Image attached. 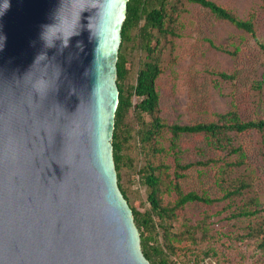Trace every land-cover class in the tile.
<instances>
[{
    "label": "water",
    "instance_id": "1",
    "mask_svg": "<svg viewBox=\"0 0 264 264\" xmlns=\"http://www.w3.org/2000/svg\"><path fill=\"white\" fill-rule=\"evenodd\" d=\"M128 0L0 17V264H151L113 153Z\"/></svg>",
    "mask_w": 264,
    "mask_h": 264
},
{
    "label": "rangeland",
    "instance_id": "2",
    "mask_svg": "<svg viewBox=\"0 0 264 264\" xmlns=\"http://www.w3.org/2000/svg\"><path fill=\"white\" fill-rule=\"evenodd\" d=\"M215 1L244 18L254 11L258 36L264 41V0ZM175 21L168 23L176 34H162L155 53L162 67L157 79L160 115L169 123L209 122L235 104L244 120L264 117V84L262 88L255 87L258 80L264 79V52L257 40L249 32L217 18L208 8L187 0L179 1V13ZM211 41L215 45H227L232 50L237 48L238 54L221 51ZM127 44L130 73L126 82L134 83L137 71L147 59V52L140 48L137 38ZM211 70L237 72V77L225 79ZM128 120L135 124L133 114ZM132 133L131 142L125 149L122 184L131 204L145 211L150 208L148 189L139 181L137 170L145 164L146 156L141 151L138 137ZM232 134L236 144H242L248 154L247 164L235 166L233 170L229 169L225 160L234 159V156L226 157L223 150L209 143L205 133H186L180 139L176 148L180 162L204 161L210 157L219 160L216 164H196L184 170L185 177L180 180L183 190L207 193L219 200L213 203L192 201L177 210L172 230L181 234L183 239L178 254L172 257L174 262L180 260L189 262L187 264H199L205 258H211L218 264H264V252L258 246L259 241L252 239L246 243L236 239V235L246 233L249 226L257 223L260 217L232 216L243 199L241 196L233 200L223 199L222 182H219L220 175H247L252 184L244 196H258L263 200L262 135L256 130ZM170 136L171 133L166 131L162 137L165 150L153 159L169 164L170 172L174 174L176 158L170 145ZM220 166L223 167L219 172ZM176 199V190L166 188L163 203L173 204ZM207 249H216L217 253L205 255Z\"/></svg>",
    "mask_w": 264,
    "mask_h": 264
},
{
    "label": "trees",
    "instance_id": "3",
    "mask_svg": "<svg viewBox=\"0 0 264 264\" xmlns=\"http://www.w3.org/2000/svg\"><path fill=\"white\" fill-rule=\"evenodd\" d=\"M180 0H128L126 18L122 25V42L119 48L117 61V83L120 91L119 105L115 116V128L113 134V153L118 174V186L129 201L134 215L135 224L140 232L141 246L144 255L151 264H175L173 256L178 254L181 248V234L173 232V220L177 216V210L186 203L199 201L213 203L219 200L207 193L200 194L196 191H184L180 180L185 177L184 170L196 164L210 165L218 163L216 157H210L204 161L180 162L178 150L180 139L186 133H205L209 143L225 152V156H234V159L225 160L230 170L235 166L246 165L248 154L242 144H236L232 132L259 131L262 135V149L264 155V117L244 120L237 105L226 112L216 115V119L209 122H197L193 124L172 122L169 123L160 115V93L157 88V79L162 73L159 60L155 57L157 48L163 34H176L169 21L174 22L179 13ZM198 3L210 10L217 18L226 20L234 26L249 32L258 42L264 52V41L258 36L255 21V12L244 18L233 9L222 5L215 0H187ZM176 22V21H175ZM137 30L135 33L134 31ZM157 31V33L155 32ZM138 39L140 48L147 52V59L137 71L134 83H127L130 73L129 59L126 53L127 43ZM155 41V43H154ZM212 45L217 49L231 55L238 54V49H230L227 45ZM225 79H236L237 72L223 70H211ZM264 79L258 80L256 88H262ZM133 114L134 122H129L128 117ZM149 116V119H147ZM135 129V131H134ZM169 131L170 145L175 153L176 170L171 174V166L165 162H157L153 159L158 153L163 152L162 137ZM134 132L138 137L141 151L146 156V162L138 170V179L148 189L150 208L140 211L131 204L126 189L122 184V168L126 164L125 149L130 144ZM223 166H220V170ZM226 172V171H225ZM224 191L223 199L233 200L241 196L242 203L237 211L232 213L234 217H260V220L249 226L248 231L236 235V239L248 243V240H257L258 246L264 252V197H245L246 189L251 186V181L246 176L225 177L219 176ZM174 188L177 192L175 203H163L165 189ZM216 254V249H207L205 255ZM190 261V260H188ZM201 262V261H200ZM191 263V262H190ZM198 264V263H193Z\"/></svg>",
    "mask_w": 264,
    "mask_h": 264
},
{
    "label": "clouds",
    "instance_id": "4",
    "mask_svg": "<svg viewBox=\"0 0 264 264\" xmlns=\"http://www.w3.org/2000/svg\"><path fill=\"white\" fill-rule=\"evenodd\" d=\"M11 7V0H0V17H2ZM6 36L0 31V50H3Z\"/></svg>",
    "mask_w": 264,
    "mask_h": 264
},
{
    "label": "built area",
    "instance_id": "5",
    "mask_svg": "<svg viewBox=\"0 0 264 264\" xmlns=\"http://www.w3.org/2000/svg\"><path fill=\"white\" fill-rule=\"evenodd\" d=\"M175 264H180V262H177ZM199 264H218V263L215 260L211 259V258H205Z\"/></svg>",
    "mask_w": 264,
    "mask_h": 264
}]
</instances>
